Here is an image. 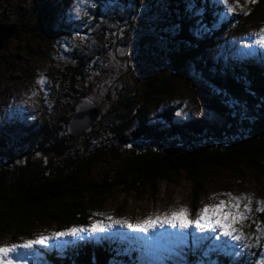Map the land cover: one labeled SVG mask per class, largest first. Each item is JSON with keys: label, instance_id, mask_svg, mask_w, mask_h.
I'll return each instance as SVG.
<instances>
[{"label": "rangeland", "instance_id": "rangeland-1", "mask_svg": "<svg viewBox=\"0 0 264 264\" xmlns=\"http://www.w3.org/2000/svg\"><path fill=\"white\" fill-rule=\"evenodd\" d=\"M200 1L202 2V0H84L81 3L80 0H33L28 4L27 0H0V13L6 5L8 7L11 5L14 7L10 6L13 11L22 13L25 18L30 11L46 16L42 20L44 26H41L40 22L37 29L34 22L29 20L28 26L24 24L22 32L18 29L6 39L4 47L0 50V153L6 154L5 150L15 148L22 141L24 145L23 147L20 145L22 149L29 150L31 146L36 145L35 140L44 131L45 123L47 127L56 129L61 136L65 121L72 110V116L65 127L70 138L98 129L99 124L103 126L109 123L113 120L115 112V107L112 109L110 103L115 101L113 98L111 102L103 99L102 96L108 94L104 88L112 91L113 96L124 97L119 96L122 87L117 83L118 77L121 75L124 77L125 74L136 70L138 67L133 68L129 65L133 62L134 65L144 64V69H140L141 73L157 71L156 76L160 74L159 78L162 77L163 81L173 86L175 96L171 100V105L173 109L176 105L180 108L174 125L201 117L212 124H217L221 115L210 106L209 95L214 92L210 84L197 79L193 75L191 65H189L191 68L176 73L167 60L161 67L158 66L157 57H160V51L168 52L170 47L173 49L171 53H175L179 42L183 43L182 48L186 46L181 36L182 21L187 24L188 29L195 27L198 32L204 33L206 28L210 30L209 25L213 28L214 22L228 17L230 14L227 13V7H233L234 10L247 11L252 20L246 23V31L240 33L225 31L223 36L227 39L211 46L209 55L213 58L218 56L228 58L240 64L254 63L264 68V46L253 43L258 38L254 34L264 28V1L258 8L255 6L256 3L245 4L244 0H238L240 7H235L237 0H228L227 6L221 0H214L215 5L221 7L220 14L218 12L211 14L208 24L198 11L197 2ZM61 23L69 25L68 28L61 26ZM42 27L44 29H41ZM182 48L179 47V50L183 54ZM76 56L83 58L87 63L91 60L98 61L97 67L93 68L91 73L96 74L94 77L98 78L99 86L94 90V87L90 88L91 85H88L90 98L82 95L73 109L76 101L68 94H61L68 89L59 83L58 77L65 66L72 64ZM149 61L150 66L146 64ZM39 74L43 75L44 84H36ZM133 88H130L131 91ZM118 103H115V106ZM163 103L165 102L154 103L149 115L159 119L153 114L161 110ZM84 107L92 109L91 122L81 123L80 128L85 129V132L70 133V125L76 118V110ZM132 110L134 108L129 104L122 107L118 119L125 118L124 112L132 113ZM252 116L255 117L254 114ZM258 116L262 117L263 114L260 113ZM241 118L235 116V120L239 121ZM163 127L165 128L164 125ZM100 130L102 129L99 128L97 132ZM263 130L264 128L261 131ZM60 144L57 143L54 153L51 154L56 156L65 150L63 144ZM4 158L6 157L2 159ZM107 170L110 168L99 164L93 168L91 176L98 181L102 174L112 173ZM209 175L206 185L197 190L192 180L183 174L173 179L159 181L153 194H149L148 189L140 184L130 189L121 183L118 188L94 195L95 204L90 206L89 211L92 215L87 223L58 226L35 219L33 231L22 234L15 229L16 224H12L13 227L7 230L4 222L0 220V245H19L40 236H51L57 231L71 227H87L92 223L112 224L107 217H112L113 220L124 219L131 225H143L149 217L155 219L170 215L179 208H185L189 213L188 219L195 220L196 213L205 206L229 200L228 196L220 193H230L232 196L250 198L249 201H240L241 210L245 203L249 204L251 209L247 214L249 219L242 224L234 225L243 233L240 241L223 236L217 227L197 231L191 224L188 228L181 229L179 225L170 226L164 223L162 226L154 224L147 231H143L140 228L131 229L112 224L111 228H105L102 232L51 238L45 244L33 245L29 249L17 247L15 252L8 254L7 259L11 260V264H45L39 247L53 249L54 246L65 243L87 241L97 235L128 231L145 238L147 251L145 255L149 259L147 262L145 258L146 264H186L184 257L194 252H199L197 259L199 264H215V257L219 255L235 260L239 252L257 254L261 261H264V212H256L257 201H260L259 206L264 208L263 177L246 169L236 172L224 168L211 170ZM257 222L260 225L259 232L256 231ZM180 246L182 247L178 250ZM0 264H7V261L0 260Z\"/></svg>", "mask_w": 264, "mask_h": 264}, {"label": "trees", "instance_id": "trees-1", "mask_svg": "<svg viewBox=\"0 0 264 264\" xmlns=\"http://www.w3.org/2000/svg\"><path fill=\"white\" fill-rule=\"evenodd\" d=\"M263 1L257 0L255 6L259 8ZM32 2L27 0L28 4ZM197 4L207 24L211 14H220L221 7L215 5L214 0H202ZM10 6L1 9L0 23L14 24L20 29L19 32L30 21L34 22L36 29L40 22L44 26V14L30 11L25 18ZM249 20H252L250 15L234 10L224 20L214 22L213 28L209 25L210 30L206 28L204 33L198 32L195 27L188 29L182 21L181 36L186 46L182 48L181 42L178 45L184 53H181L179 47L175 53H171L173 49L170 47L169 53L163 50L160 51V57H157L158 66L161 67L167 60L176 73L192 67L197 79L210 84L214 91V94L209 95L210 106L221 115L217 124L201 117L174 125L180 108L176 105L173 109L171 105L175 96L173 86L163 81L162 77L159 78L160 74L156 76L157 71L141 73L144 64L134 65L133 62L129 65L138 68L124 77H118L117 83L122 87L119 96L124 97L113 96L112 91L104 88L108 94L102 96L103 99L111 102L113 98L115 103H120L119 111L118 105L115 106L113 101L110 103L112 109L115 107L114 121L110 120L103 126L99 124L98 129L102 130L97 132L95 128L70 138L65 127L72 116V110L61 136L56 129L47 127L43 122L44 131L36 138L35 146L24 151L22 141L15 148L5 150L6 154L0 153V220L6 229L10 230L12 224H16L15 229L22 234L32 232L35 219L58 226L87 223L92 215L90 206L95 204L94 197L118 188L121 183L129 188L140 184L148 189L149 194H153L159 181L183 174L192 180L197 190L206 185L211 170L219 168L236 172L246 169L264 179V137L260 136L264 128V68L254 63L240 64L228 58L222 57V60L209 56L211 46L227 39L223 36L225 31H246ZM64 24L60 25L68 28L69 25ZM73 59L72 64L61 71L58 81L68 89L61 94H68L76 101L74 109L82 95L89 97L88 85L94 87V90L99 85L98 78L94 77L96 74L91 73L98 61L89 59L91 61L87 63L79 56ZM146 64L150 66V61ZM162 101L165 102L162 111L153 114L159 119H154L149 115L150 108L154 103ZM127 104L134 110L132 113L124 112L126 117L119 120L120 109ZM260 113L262 117L258 116ZM235 116L242 118L238 121ZM58 142L63 144L65 150L55 156L51 153H54ZM99 164L110 168L107 171L112 173L102 174L97 181L91 173ZM97 247L100 246L90 241L85 244L75 242L73 245L65 243L62 251L65 248L67 253L63 255L42 249L45 254L43 262L127 264L120 256L110 253L108 244L101 246L107 248L103 252ZM246 253H238L235 260L220 255L215 257V264H264L257 254ZM198 254H188L186 264H199Z\"/></svg>", "mask_w": 264, "mask_h": 264}, {"label": "snow or ice", "instance_id": "snow-or-ice-1", "mask_svg": "<svg viewBox=\"0 0 264 264\" xmlns=\"http://www.w3.org/2000/svg\"><path fill=\"white\" fill-rule=\"evenodd\" d=\"M81 3L84 0H80ZM223 4L227 6L228 0H221ZM257 0H244L245 4H255ZM235 7H240V4L237 3ZM227 13L231 14L234 11L233 7H227ZM244 15H247V11H243ZM258 38L254 40V44L264 46V28H261L258 33L254 34ZM249 47V45H245ZM44 78L42 74H39V78L36 81V84H44ZM220 195H225L229 197V200H221L216 205L205 206L201 211L196 213V219H188V210L185 208H179L177 211L171 213L170 215H165L163 217H156L155 219L149 217L145 220L143 225H131L124 219L113 220L112 217H107L108 220L112 221V224H119L125 228H140V230L147 231L149 227L154 224L163 225L164 223L169 224L170 226L179 225L181 229L188 228L189 224L193 225L197 231H203L204 229H211L217 227L221 234L225 237H230L234 241H240L242 239L243 233L238 231L234 225L242 224L243 221L249 219L248 213L251 211L249 204L245 203L243 209L241 210L240 201L245 200L249 201V197H236L232 196L230 193H220ZM256 212H264V208L260 207V201H257ZM112 224L103 225L100 223H92L87 227H71L64 231H57L51 234V236H40L38 239L27 240L19 245H0V260L7 261V264H11V260H8V254L15 252L17 247L29 249L33 245H43L48 239L51 238H63L65 236H75L77 234L85 233L91 234L97 231H104L105 228H111ZM256 231H260V225L257 222ZM245 247H248L245 245Z\"/></svg>", "mask_w": 264, "mask_h": 264}, {"label": "water", "instance_id": "water-1", "mask_svg": "<svg viewBox=\"0 0 264 264\" xmlns=\"http://www.w3.org/2000/svg\"><path fill=\"white\" fill-rule=\"evenodd\" d=\"M18 28L16 25H3L0 24V50L4 47L6 39H8L11 35L17 32ZM91 108L84 107L83 109H77L76 118L73 119L74 121L70 125V133L72 132H82L85 129L80 128L82 126L81 123H90L91 122ZM79 128V129H78ZM86 131V130H85ZM260 136L264 137V130L260 132Z\"/></svg>", "mask_w": 264, "mask_h": 264}, {"label": "bare ground", "instance_id": "bare-ground-1", "mask_svg": "<svg viewBox=\"0 0 264 264\" xmlns=\"http://www.w3.org/2000/svg\"><path fill=\"white\" fill-rule=\"evenodd\" d=\"M53 185V184H52Z\"/></svg>", "mask_w": 264, "mask_h": 264}]
</instances>
